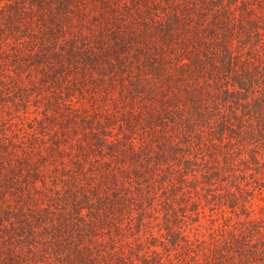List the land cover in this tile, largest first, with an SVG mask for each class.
Segmentation results:
<instances>
[{
  "label": "trees",
  "instance_id": "obj_1",
  "mask_svg": "<svg viewBox=\"0 0 264 264\" xmlns=\"http://www.w3.org/2000/svg\"><path fill=\"white\" fill-rule=\"evenodd\" d=\"M0 264H264V0H0Z\"/></svg>",
  "mask_w": 264,
  "mask_h": 264
}]
</instances>
